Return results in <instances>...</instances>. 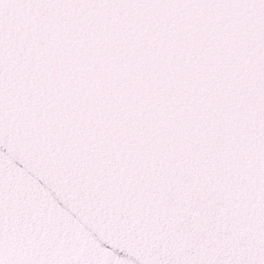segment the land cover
Segmentation results:
<instances>
[{"label": "snow or ice", "instance_id": "1", "mask_svg": "<svg viewBox=\"0 0 264 264\" xmlns=\"http://www.w3.org/2000/svg\"><path fill=\"white\" fill-rule=\"evenodd\" d=\"M0 264H264V0H0Z\"/></svg>", "mask_w": 264, "mask_h": 264}]
</instances>
